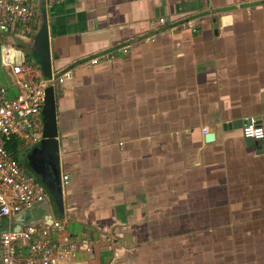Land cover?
Masks as SVG:
<instances>
[{"label":"crops","instance_id":"0c3cea01","mask_svg":"<svg viewBox=\"0 0 264 264\" xmlns=\"http://www.w3.org/2000/svg\"><path fill=\"white\" fill-rule=\"evenodd\" d=\"M31 2L29 33L0 31V85L13 96L10 64H39L32 38L45 9L51 73H72L55 87L70 181L52 213L69 218L49 238L77 248L53 264H211L197 255L212 252L213 221L221 235L229 219L246 221L238 228L248 245L234 251L253 259L264 236L255 229L264 225V137L241 128L247 116L264 128V0ZM40 141L7 145L42 185L28 164ZM32 213L40 218L43 206Z\"/></svg>","mask_w":264,"mask_h":264},{"label":"built area","instance_id":"2783aa9c","mask_svg":"<svg viewBox=\"0 0 264 264\" xmlns=\"http://www.w3.org/2000/svg\"><path fill=\"white\" fill-rule=\"evenodd\" d=\"M36 12L31 0H0V31L19 27L23 33H29ZM159 21L164 19L161 17ZM190 22L185 20L182 25L192 27ZM96 61L94 57L90 63ZM9 75L17 92L8 97L6 88L0 85V264H53L71 256L77 248L75 244L49 238L63 229L69 215L50 223L27 224L17 230L12 228L13 215L44 199L46 191L20 167L6 145L12 138L25 144L41 139V130L36 129L35 122L41 114L45 87L65 85L71 80L72 73L66 69L46 78L39 64L25 62L11 63ZM241 133L245 138L259 140L264 137V128L255 117L247 116ZM69 181L67 173L61 175L63 187ZM22 247L25 253L21 252Z\"/></svg>","mask_w":264,"mask_h":264},{"label":"water","instance_id":"95a60500","mask_svg":"<svg viewBox=\"0 0 264 264\" xmlns=\"http://www.w3.org/2000/svg\"><path fill=\"white\" fill-rule=\"evenodd\" d=\"M42 23L35 36L32 38L33 54L39 62L41 72L46 78H51V62L49 50V34L47 29L46 11L42 10ZM51 84L45 87L44 101L41 108L43 125L41 129L40 144L34 147L28 157V164L38 176L46 191V197L34 202L25 211L18 212L12 217V228L20 229L27 224H36L39 221L50 223L53 220L52 213L63 210V186L61 184L60 157L58 153L55 87ZM206 141L213 139V133L205 135ZM44 208L43 215L37 218L32 210L35 206Z\"/></svg>","mask_w":264,"mask_h":264},{"label":"rangeland","instance_id":"374dc122","mask_svg":"<svg viewBox=\"0 0 264 264\" xmlns=\"http://www.w3.org/2000/svg\"><path fill=\"white\" fill-rule=\"evenodd\" d=\"M39 128V127H38ZM41 127L39 128V130ZM37 142H32L29 144H34ZM36 147V146H35ZM246 221L241 220H234L229 219L227 222V231L225 233H222L221 235H217L218 232L221 230V228H216V225L213 221V233H212V252L209 254L210 257H208V253L200 249V252L196 253L197 255V263H207L208 260L211 262V264H264V236L263 235H252L258 238L260 243H255L257 245L256 251L254 253L253 259L249 260V256L251 253L248 251H243L241 253L242 256H244V261H242L241 256H239V253L236 255V252L234 251L236 246H239L240 244H247L246 241L248 236L239 234L240 229L238 227L242 226V223L245 224ZM256 228L259 227L264 228V225L258 224L259 222H256ZM234 225V227H232ZM252 229L251 226H248ZM254 229V230H255ZM262 231V230H260ZM202 237H197V242H202ZM221 241V242H220ZM256 241V240H255ZM244 248V247H243ZM240 257V258H238Z\"/></svg>","mask_w":264,"mask_h":264},{"label":"trees","instance_id":"16d2710c","mask_svg":"<svg viewBox=\"0 0 264 264\" xmlns=\"http://www.w3.org/2000/svg\"><path fill=\"white\" fill-rule=\"evenodd\" d=\"M14 139V138H12ZM13 143V142H12ZM7 149L11 150L13 153H15V142L13 144L10 145H6ZM14 156V155H13Z\"/></svg>","mask_w":264,"mask_h":264}]
</instances>
